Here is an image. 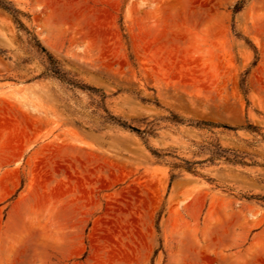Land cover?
I'll use <instances>...</instances> for the list:
<instances>
[{"label": "rangeland", "instance_id": "rangeland-1", "mask_svg": "<svg viewBox=\"0 0 264 264\" xmlns=\"http://www.w3.org/2000/svg\"><path fill=\"white\" fill-rule=\"evenodd\" d=\"M0 2V150L24 148L32 185L43 161L72 162L88 185L82 258L250 261L264 244V0Z\"/></svg>", "mask_w": 264, "mask_h": 264}, {"label": "crops", "instance_id": "crops-1", "mask_svg": "<svg viewBox=\"0 0 264 264\" xmlns=\"http://www.w3.org/2000/svg\"><path fill=\"white\" fill-rule=\"evenodd\" d=\"M24 153L21 146L0 150V264H138L135 247L114 262L82 258L85 247L74 234L88 227L87 183L73 182L72 162L64 159L43 161L49 171L32 185L29 162L20 160ZM249 244L251 260L236 254L231 264H264V244Z\"/></svg>", "mask_w": 264, "mask_h": 264}, {"label": "trees", "instance_id": "trees-1", "mask_svg": "<svg viewBox=\"0 0 264 264\" xmlns=\"http://www.w3.org/2000/svg\"><path fill=\"white\" fill-rule=\"evenodd\" d=\"M0 5L2 6V7H4V8H6V9H8V10H12V8H10V6H7V4H5L4 2H0ZM46 53V52H45ZM47 55V57H51L49 54H46ZM56 72H59V70H58V68H56ZM122 125H125L124 123H122ZM126 127H129V128H131V129H133V130H135V128H133V127H131V126H126Z\"/></svg>", "mask_w": 264, "mask_h": 264}]
</instances>
